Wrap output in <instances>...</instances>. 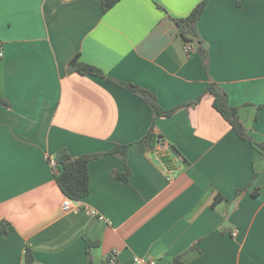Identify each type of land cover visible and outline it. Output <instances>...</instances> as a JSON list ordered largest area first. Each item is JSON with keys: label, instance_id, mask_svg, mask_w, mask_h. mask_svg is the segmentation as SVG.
I'll return each instance as SVG.
<instances>
[{"label": "crops", "instance_id": "crops-1", "mask_svg": "<svg viewBox=\"0 0 264 264\" xmlns=\"http://www.w3.org/2000/svg\"><path fill=\"white\" fill-rule=\"evenodd\" d=\"M201 0H0V264H264V154L213 105L214 80L257 142H264V0H210L199 30L209 52L187 45L176 18ZM188 46L191 47L188 50ZM79 55L104 76L70 70ZM157 96L163 141L135 142L153 123L148 104L110 80ZM129 145L89 162L90 193L67 196L47 157ZM171 145L181 152L176 153ZM96 210L97 214H92Z\"/></svg>", "mask_w": 264, "mask_h": 264}, {"label": "trees", "instance_id": "trees-1", "mask_svg": "<svg viewBox=\"0 0 264 264\" xmlns=\"http://www.w3.org/2000/svg\"><path fill=\"white\" fill-rule=\"evenodd\" d=\"M121 0H102V10L103 12L109 11ZM210 0H201L190 12V14L184 18H176L175 21L178 25L180 35L187 43V45H192L196 50L201 48V56L203 67L207 73H209V52L205 45V42L200 34L199 21L208 5ZM70 70L79 72L81 74H92L98 76H104V73L97 67L84 63L80 60L79 55L73 57L69 63ZM110 80L118 83L119 85L126 87L133 91L136 95L142 98L149 106L153 112V123L148 130V132L138 141L135 145L142 151L147 152L154 150L156 144L160 141L156 128V120L158 117H170L176 111L182 107L189 106L191 104L197 103L200 99L198 98L192 103L180 104L172 109L166 110L161 107L158 102L157 96L151 91L142 88L136 84L119 81L113 78ZM210 84L207 86V92L213 96L214 107L222 114V116L230 123L237 135L249 141L252 145L258 147L260 151L264 154V142H257L251 136L250 132L243 124L240 118L239 108L231 106L229 103L228 94L210 77ZM0 103L9 106V102L0 94ZM172 150L182 156L181 152L174 145L170 146ZM129 145L126 144H116L110 150L99 153L83 154L81 156L75 157L72 153L63 148L56 154V161L58 163V170L55 173V180L59 185L62 192L74 201H79L87 197L90 193V172H89V162L104 155H118L124 162L126 167L125 172L114 173V176L121 181L129 182L130 170L127 164V152ZM183 157V156H182ZM11 223L8 220L0 221V233L8 234L10 232ZM93 243L87 241V252L89 255V264H92L90 247ZM25 264H35V258L33 252L30 248L26 249L24 255ZM110 264V263H109ZM172 264H183L180 258H175Z\"/></svg>", "mask_w": 264, "mask_h": 264}, {"label": "built area", "instance_id": "built-area-1", "mask_svg": "<svg viewBox=\"0 0 264 264\" xmlns=\"http://www.w3.org/2000/svg\"><path fill=\"white\" fill-rule=\"evenodd\" d=\"M191 47L188 46V50H190ZM0 55H2V52H0ZM161 141H159L160 143ZM49 163L51 164L52 168L54 169V172H56L58 170V163L56 161L55 158H50L47 157ZM74 200H72L71 198L67 197L64 199L63 203H62V208L64 211H70L74 208ZM92 214H97L96 210H91ZM116 262V257L115 254L112 252V254L110 255L109 258V263L110 264H114ZM131 264H158L157 260L155 258L152 257H145V256H139L136 255L133 258V261Z\"/></svg>", "mask_w": 264, "mask_h": 264}, {"label": "water", "instance_id": "water-1", "mask_svg": "<svg viewBox=\"0 0 264 264\" xmlns=\"http://www.w3.org/2000/svg\"><path fill=\"white\" fill-rule=\"evenodd\" d=\"M198 52H199L200 54H201V52H202V49H201L200 47L198 48ZM162 138H163V136H162V135H160V136H159V140H160V141H161V140L163 141V139H162Z\"/></svg>", "mask_w": 264, "mask_h": 264}]
</instances>
